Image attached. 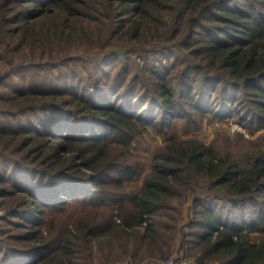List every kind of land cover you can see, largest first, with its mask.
<instances>
[{
  "label": "trees",
  "instance_id": "16d2710c",
  "mask_svg": "<svg viewBox=\"0 0 264 264\" xmlns=\"http://www.w3.org/2000/svg\"><path fill=\"white\" fill-rule=\"evenodd\" d=\"M103 18L118 45L101 56L0 73V196L20 197L8 220L30 227L28 243L0 238V264H74L102 227L84 221L48 237L45 221L79 202L132 207L120 226L149 245L151 217L191 178L209 190L192 200L215 264H264L261 138L241 152L170 135L146 174L131 159L149 127L167 134L226 117L264 127V0H0V35L32 47L88 36Z\"/></svg>",
  "mask_w": 264,
  "mask_h": 264
},
{
  "label": "rangeland",
  "instance_id": "374dc122",
  "mask_svg": "<svg viewBox=\"0 0 264 264\" xmlns=\"http://www.w3.org/2000/svg\"><path fill=\"white\" fill-rule=\"evenodd\" d=\"M112 21L114 20L110 18H103L101 22L90 20L85 26L89 32L88 36L35 47L23 43L17 37L11 39L9 34H1L0 73L22 63H54L73 55L97 58L106 50L118 45L111 38L115 28ZM235 125L237 128H234ZM183 126L180 124L174 130L169 127L167 134L152 127L139 133L132 146L134 158L131 159L142 163L144 174L152 169L155 154L169 141L170 135H174L175 139L196 137L206 143L216 141L220 146L231 144L229 148L233 151L251 149L256 143H260L259 138L264 141V127L250 132L233 117H226L215 123L206 119L201 127L186 131ZM18 154L21 156L19 152ZM189 183L188 189L181 192L180 187L169 205L151 217L157 231L155 240L149 245L140 243L139 239L135 238L136 234L126 233L120 226L125 222V218H132L135 213L132 207L124 206L120 211L107 206L93 207L81 202L72 203L68 208L48 214V219L44 220L45 223L48 221V237H57L65 227L73 228L84 221L102 227L98 234H94L91 243L84 241V249L78 248L79 253L74 259V264H215V255L208 252L205 240L197 236L196 232L200 227L196 223L202 213L201 207H196L192 200L194 196L205 195L209 190L206 186H201L195 178H191ZM3 187L0 183V191ZM14 197L20 198L11 194L0 196V238L11 245H22L29 242L23 237H26L25 233L30 227L26 228L8 220L9 210L17 207ZM238 209H234L231 214L237 213ZM247 215L251 214L245 213L246 217ZM142 225H145L144 222L132 228H140Z\"/></svg>",
  "mask_w": 264,
  "mask_h": 264
},
{
  "label": "built area",
  "instance_id": "2783aa9c",
  "mask_svg": "<svg viewBox=\"0 0 264 264\" xmlns=\"http://www.w3.org/2000/svg\"><path fill=\"white\" fill-rule=\"evenodd\" d=\"M234 128H237V126L235 125Z\"/></svg>",
  "mask_w": 264,
  "mask_h": 264
}]
</instances>
